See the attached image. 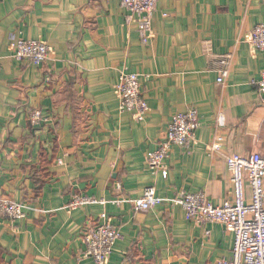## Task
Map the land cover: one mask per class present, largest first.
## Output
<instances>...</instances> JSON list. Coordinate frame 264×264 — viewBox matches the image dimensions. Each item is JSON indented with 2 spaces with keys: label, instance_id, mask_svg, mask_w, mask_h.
Here are the masks:
<instances>
[{
  "label": "crops",
  "instance_id": "obj_1",
  "mask_svg": "<svg viewBox=\"0 0 264 264\" xmlns=\"http://www.w3.org/2000/svg\"><path fill=\"white\" fill-rule=\"evenodd\" d=\"M259 24L264 0H158L154 36L144 44L120 0H0V199L30 208L20 221L0 212V264H96L85 257L83 235L102 214L121 232L108 264L230 259L234 234L222 225L189 221L169 202L135 212L129 201L154 187L161 199L203 193L223 206L234 198L226 156L264 159L255 84L264 51L247 43ZM20 39L46 42L51 59L17 62L8 47ZM225 54L232 67L220 84L211 60ZM122 71L141 76L144 123L119 110ZM192 108L201 120L196 143L172 149L167 178L152 174L147 153L166 140L172 118ZM36 111L47 122L33 125ZM216 138L222 152L209 155ZM78 195L105 204L69 209Z\"/></svg>",
  "mask_w": 264,
  "mask_h": 264
},
{
  "label": "built area",
  "instance_id": "obj_2",
  "mask_svg": "<svg viewBox=\"0 0 264 264\" xmlns=\"http://www.w3.org/2000/svg\"><path fill=\"white\" fill-rule=\"evenodd\" d=\"M121 7L136 17L141 40L148 44L153 39V21L158 0H120ZM167 15H165L166 17ZM247 43L253 52L264 51V25H256L250 33ZM210 48V47H208ZM8 50L17 62L36 66L45 64L53 55L52 48L43 41L16 40L10 43ZM211 52V51H209ZM233 57L231 54L214 55L211 69L218 74L217 82L222 84L229 77ZM141 76L122 71L115 87L121 113L130 114L138 123H144L150 107L142 94ZM48 81L50 79L48 78ZM264 102V71L261 79L255 83ZM31 122L40 126L47 122L40 111L31 115ZM218 123L224 127L223 116ZM201 126L198 110L195 108L175 115L168 128L167 138L158 144L157 149L147 153L145 161L152 174L168 177L166 161L174 147L190 149L196 143V133ZM223 138H216L208 147L209 155L220 154ZM227 167L231 173L234 198L223 206L214 205L203 193L180 192L175 198L165 200L157 197L154 187L145 190L143 197L129 201L135 212H148L169 202L182 207L186 219L199 224L216 223L234 234V248L230 259L217 264H264V159L259 154L226 156ZM250 190V195L247 191ZM105 204L87 196H75L68 205L77 209L87 205ZM114 204H119L115 202ZM30 208L10 199H0V212L11 221L25 220ZM210 232H207V236ZM121 237L118 227L112 225L106 214L101 215L100 223L83 235L85 257L96 264H108L116 243Z\"/></svg>",
  "mask_w": 264,
  "mask_h": 264
}]
</instances>
